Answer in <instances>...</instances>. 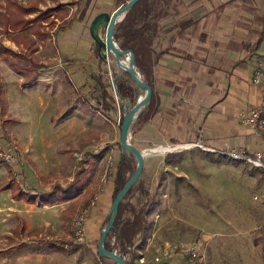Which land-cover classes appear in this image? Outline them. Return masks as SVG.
Here are the masks:
<instances>
[{"label": "rangeland", "instance_id": "374dc122", "mask_svg": "<svg viewBox=\"0 0 264 264\" xmlns=\"http://www.w3.org/2000/svg\"><path fill=\"white\" fill-rule=\"evenodd\" d=\"M18 1L28 4L35 0ZM42 1L45 3L40 2V7L66 3L71 15L49 32V40L38 51L41 64L0 56V86L5 97L0 147L4 133L12 142L4 160L23 173V177L16 175L19 181L23 179L39 192L54 183L65 185L81 165L89 166L90 182L99 189L98 200L95 194L89 203L99 202L106 191L102 185L108 186L113 175L121 102L122 112L133 105V99L122 100L116 94L114 74L130 77L118 68L110 51L101 49L97 66L99 57L92 38L87 51L68 56L59 47L56 33L84 11L92 17L100 11L111 12L115 0ZM98 31L103 36L105 25H99ZM2 39L9 42L4 35ZM257 67L255 72L260 76L263 69ZM75 72L78 74L71 77L80 79L79 85L65 80L67 73ZM94 74L101 75L116 98L114 108L105 115L95 110L101 106V89ZM143 92V87H137L134 98ZM161 117L162 122L157 124L160 136L152 133L149 124L135 131L136 120L131 124L129 142L144 152V163L128 200L137 208L149 196L153 202L147 211L145 235L135 239L123 257L134 264H152L156 256L163 259L162 252L171 247L166 259L180 257L182 263L193 264L175 250L184 244L195 245L204 264H264V175L241 160H221L216 148H189L191 137L185 138L183 130L175 132V119L165 113ZM174 138L178 141L173 142ZM259 147L264 149V142ZM239 148L245 147L232 149ZM86 159L89 164H85ZM7 175L0 162V264H100L95 246L84 242L76 245L82 241L72 230V222L81 210L88 207L89 212L83 197L51 207L15 202L3 189ZM20 221L24 227L15 234L14 227ZM87 232L86 227L84 241H90ZM71 233L72 243L65 245L64 239ZM109 242L113 244L114 238Z\"/></svg>", "mask_w": 264, "mask_h": 264}, {"label": "crops", "instance_id": "0c3cea01", "mask_svg": "<svg viewBox=\"0 0 264 264\" xmlns=\"http://www.w3.org/2000/svg\"><path fill=\"white\" fill-rule=\"evenodd\" d=\"M62 5L67 8L66 3ZM67 10L68 14L63 19L71 15V11ZM91 18L84 11L80 18L76 17L70 25L57 31V43L68 56L87 51L91 38L88 22ZM59 21L61 20L57 23ZM53 31L54 29L51 30ZM157 31L154 42L153 89L158 105L142 125H151L152 133L160 136L157 124L162 122L161 114L165 113L170 119H175L176 133L183 130L185 138L191 137L193 142L199 141L206 147L221 151L244 145L251 153L264 151L259 147L264 142V134L257 133L240 119L242 113H248L264 102V0H177L170 5L167 15L161 18ZM7 44L16 47L12 41ZM258 65L263 70L259 80L254 82V72ZM74 74L78 73H67L65 80L70 83L76 81L71 77ZM76 82L79 85L81 80L77 79ZM95 110L105 115L110 109L100 106ZM169 129L172 133V128ZM25 184L41 195L50 191L56 183L43 192L29 183ZM10 185L7 175L3 189L9 191L12 199ZM102 186L106 191L104 195H100L99 203L96 192L99 189L92 185L90 179L86 182V187L93 190L88 199L95 194L97 197V203L90 207L89 217L86 219L90 241H83L92 246L110 206L109 188L107 185ZM83 192L72 200L54 205H42L39 197L34 203L12 200L51 207L70 203L80 197L85 201ZM18 225L23 228L24 222L20 221L15 227ZM72 237L71 233L66 239ZM170 261L172 264H185L180 257L171 258Z\"/></svg>", "mask_w": 264, "mask_h": 264}, {"label": "trees", "instance_id": "16d2710c", "mask_svg": "<svg viewBox=\"0 0 264 264\" xmlns=\"http://www.w3.org/2000/svg\"><path fill=\"white\" fill-rule=\"evenodd\" d=\"M127 0H115L116 8L119 4L125 3ZM177 0H136L124 13L123 17L116 23L114 30V37L118 43V46L122 49H129L134 52L135 65L140 72L141 77L148 81L152 85V92L150 101L147 106L139 113L136 119V128L145 123L152 113L157 109V97L153 89V64H154V42L157 36V30L160 26V20L163 16L167 15L171 4H175ZM44 2L42 0H35L34 2L24 4L18 0H0V56L19 57L26 59L30 62L41 64L38 57V50L40 45L46 43L49 38V32L57 27L58 20H62L67 16L68 10L61 3H55L53 5H47L40 7L39 3ZM45 3V2H44ZM12 41L16 47L7 44L2 36ZM16 48V49H15ZM93 49L96 55L101 60V49L97 42H94ZM124 73L128 75V72L124 70ZM115 76V74H114ZM95 80L101 89V107L106 109H113L116 98L110 94L107 87L108 84L102 79L100 74H94ZM114 81L116 82V94L124 100L125 98L132 100L133 104L139 97L137 95L134 98V92L137 88L135 83L130 82L128 77L123 74L116 75ZM4 89L0 86V124L4 127L3 113L4 106ZM123 104L120 106V119L119 125L123 118L122 112ZM2 118V119H1ZM5 132V130H4ZM4 141L1 144V149H6L12 145L11 139L3 133ZM177 142L178 140H172ZM115 152L116 157L113 161V175L109 177V209L107 214L102 220L101 230L104 229L110 219L108 214L111 204L122 189L126 181L135 172L137 167V160L128 151L123 150L120 142L116 143ZM246 149V148H245ZM247 150V149H246ZM166 155V159L168 158ZM218 157L225 162H238L240 160H234L226 154L219 153ZM0 162L4 163L8 173V181L11 182L10 191L11 197L14 200H23L28 203H34L39 197L42 205H54L60 202H65L76 198L83 192L85 197L84 206L89 204V197L93 194L91 188L86 187V182L89 180V166L81 165L74 171L73 178L64 187L59 183L54 184L50 191H45L43 194L38 195L33 189L26 186L23 183V179L19 181L16 175L23 177V173L18 169L11 166L9 161H6L0 156ZM85 164H89V159H86ZM260 170V169H259ZM264 175V172L261 171ZM140 183V181H139ZM140 189L141 188V184ZM135 188V183L125 193L118 205V211L113 224V227L108 232L104 247L113 251L118 247V252L121 255L129 253L128 247L134 245L135 239L143 237L146 233L148 221L147 211L152 204V197L149 196L140 207H136L133 203H130L128 197ZM143 191V190H142ZM146 193V191H145ZM21 226L14 228V233L18 234ZM99 237L94 241V246L97 253ZM114 238V243L111 244L109 239ZM65 242L72 243V240L65 239ZM80 242L76 245H82ZM117 246V247H115ZM98 254V253H97ZM100 264H117L116 261L107 257L99 256ZM129 264H134L132 260L128 261ZM152 264H172L170 260L160 259Z\"/></svg>", "mask_w": 264, "mask_h": 264}, {"label": "water", "instance_id": "95a60500", "mask_svg": "<svg viewBox=\"0 0 264 264\" xmlns=\"http://www.w3.org/2000/svg\"><path fill=\"white\" fill-rule=\"evenodd\" d=\"M135 1L136 0H127L125 3L119 4L111 12L100 11L96 13L92 17L88 25L90 35L93 40L97 42L100 49H103L106 52L110 51L115 58L118 68H123V70L127 71L128 76L137 87L144 88L143 94L137 98L135 103L126 112H124L120 125V145L123 150L128 151L131 155L135 157V159L137 160V167L135 172L126 181V183L123 185L122 189L116 195L111 204L110 210L108 212V214H110L111 216L106 227L101 230V235L97 248L98 256H107L116 261L117 264H129V262L117 252L107 250L104 247V242L108 232L113 227L118 211L119 202L121 201L125 193L129 190V188L136 182L142 172L144 163V152L138 150L137 148L133 147V145H131V143L129 142V132L132 122L137 119L139 113L149 103L152 92V85L141 77L140 72L136 68L134 52L129 49L120 48L114 37L116 23L123 17L125 11L131 5H133ZM101 24L105 25V31L103 36L98 31V27ZM118 74L119 73H116L114 77H116V75Z\"/></svg>", "mask_w": 264, "mask_h": 264}, {"label": "built area", "instance_id": "2783aa9c", "mask_svg": "<svg viewBox=\"0 0 264 264\" xmlns=\"http://www.w3.org/2000/svg\"><path fill=\"white\" fill-rule=\"evenodd\" d=\"M259 80V72H255L253 81L257 82ZM240 119L243 123L247 124L251 128L255 129L257 133L264 134V102L256 105L253 107L248 113H242L240 115ZM188 147H200L206 150L212 151L210 147H206L203 143L199 141H192L189 143ZM11 147H8L6 149H1L0 147V156L4 159V154L9 150ZM7 150V151H5ZM221 154H226L230 158L234 160H241L257 169H260L264 172V151L259 152H248L245 148H239L238 150L232 149L229 151H220ZM95 204L94 200L89 203V207L93 206ZM88 207L83 208L80 212V214L73 220L72 222V230L74 232L75 237L79 241L85 240L86 235V219L88 216ZM75 238V239H76ZM169 248L167 247L164 249L162 254L164 256L169 255ZM173 250V248H172ZM175 250L179 252L181 256L187 257L189 260L192 261L193 264H204L203 258L200 255L197 247L195 245H184L181 244L178 247H175ZM155 262L159 261L160 258L156 256Z\"/></svg>", "mask_w": 264, "mask_h": 264}, {"label": "bare ground", "instance_id": "6f19581e", "mask_svg": "<svg viewBox=\"0 0 264 264\" xmlns=\"http://www.w3.org/2000/svg\"><path fill=\"white\" fill-rule=\"evenodd\" d=\"M91 36V35H90ZM92 38V37H91ZM93 39V38H92ZM94 41V40H93ZM95 42V41H94ZM101 51V50H100ZM113 251L117 252L118 254H120L118 251H117V248H115ZM121 255V254H120ZM123 256V255H121Z\"/></svg>", "mask_w": 264, "mask_h": 264}]
</instances>
